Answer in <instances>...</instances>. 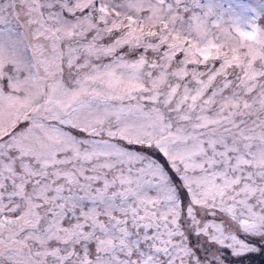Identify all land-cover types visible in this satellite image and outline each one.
<instances>
[{
	"label": "snow or ice",
	"instance_id": "6c2138e0",
	"mask_svg": "<svg viewBox=\"0 0 264 264\" xmlns=\"http://www.w3.org/2000/svg\"><path fill=\"white\" fill-rule=\"evenodd\" d=\"M0 264H264V0H0Z\"/></svg>",
	"mask_w": 264,
	"mask_h": 264
}]
</instances>
